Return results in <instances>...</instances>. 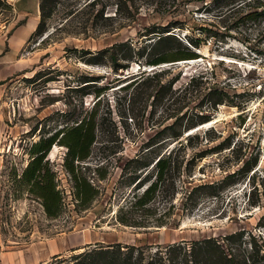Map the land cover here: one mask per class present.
<instances>
[{
    "label": "rangeland",
    "instance_id": "374dc122",
    "mask_svg": "<svg viewBox=\"0 0 264 264\" xmlns=\"http://www.w3.org/2000/svg\"><path fill=\"white\" fill-rule=\"evenodd\" d=\"M88 1L45 0L50 14L36 32L40 0H0V256L25 248L35 259L29 264H84L74 254L99 244L152 250L240 231L232 245L240 258L248 256L242 264L261 262L254 250L264 248V0H245L232 10L225 0H95L83 6ZM158 27L181 37L188 30L199 34L200 56L155 66L139 61L134 50L153 42L156 34L148 30ZM112 53L124 66L113 67ZM218 94L224 101L214 103ZM93 103L95 140L83 170L98 192L87 208H75L62 165L65 147L54 143L47 157L64 197L60 213L48 217L12 174L25 164L31 141L70 124ZM152 143L162 152L176 145L178 191L171 199L161 190L151 201L144 215L150 225L123 224L122 213L138 218L130 210L138 192L131 182L134 158ZM146 171L152 179L153 168ZM182 179L190 180L188 187L215 186L185 198ZM165 210V223L154 225Z\"/></svg>",
    "mask_w": 264,
    "mask_h": 264
},
{
    "label": "trees",
    "instance_id": "16d2710c",
    "mask_svg": "<svg viewBox=\"0 0 264 264\" xmlns=\"http://www.w3.org/2000/svg\"><path fill=\"white\" fill-rule=\"evenodd\" d=\"M94 1L89 0L83 6L92 4ZM165 1L159 0V3L166 4L167 2ZM245 2V0H225L224 5H230L229 9H235ZM83 6H78L75 10L78 11ZM39 9V19L34 29L36 32H40L43 29L45 18L50 14L51 7L46 6L45 0H40ZM200 29L208 31L207 35L215 36L216 34V31L204 26H200ZM148 31H154V34H156L153 42L140 45L134 50V56L139 61H143L144 64L155 66L162 62L194 60L200 56L196 50L202 38L194 31L190 33L189 30L184 32L182 34L183 37L166 27H158V29ZM110 57L114 61V68L124 66L121 62L116 61V55L113 53ZM156 75L157 72L154 71L152 76ZM86 77L83 79L85 83L82 85L88 84L86 81L89 79ZM222 101H224V98L220 94L214 99V103ZM94 103L91 108L82 110L83 113L73 118L70 124L62 126L50 135L40 134L36 140L31 141L28 147L29 155L25 164L19 172H13L12 174L14 180L18 182L21 191L24 190L29 195L39 199L43 211L48 217H56L60 213L64 197L56 182L55 171L47 157V152L52 144L58 143L65 147L62 165L72 182L71 195L75 202V208H87L98 192V188L83 170L87 167L84 166L86 164H83V161L88 157L92 143L95 140ZM179 134L180 132L173 131L171 135L174 138H178ZM178 141L180 142L179 139L176 142ZM155 145L153 143L147 144L145 149L134 158L137 163L131 182H135L138 192L133 194L130 210L134 213L139 212V214L136 213L138 215L137 218L132 216V214L122 213L118 216V220L123 224L133 226L150 225L145 224L150 223V221L144 215L149 209L151 201L161 190L165 191V195L171 199L178 191L176 180L182 177V160L173 155L176 145H173L167 152H162L160 146ZM149 153L152 154L148 157ZM149 166L153 168L152 179L147 178L145 175L148 170L144 172ZM98 167L95 166L94 169H98ZM189 176L188 174L187 177ZM186 181L190 180L182 179V184ZM203 186L212 188L215 184L213 182L198 183L191 187L184 184L181 188L182 190L184 189V197L190 198L197 188ZM209 193L216 194L214 190H210ZM196 203V200H194L191 207H195ZM167 212L165 210L160 213L155 220L157 224L154 225H163L165 222L161 216ZM240 237V231H232L223 234L219 238L215 235L192 239L183 238L163 245L157 244L152 250L147 245L124 244L117 241L87 248L74 254V258H84V264H242L246 262L248 256H241L240 258V254L235 250L236 247L232 245ZM254 254L261 261L257 262V264H264V248L262 252H259V249L255 247ZM254 261L255 258H253Z\"/></svg>",
    "mask_w": 264,
    "mask_h": 264
},
{
    "label": "crops",
    "instance_id": "0c3cea01",
    "mask_svg": "<svg viewBox=\"0 0 264 264\" xmlns=\"http://www.w3.org/2000/svg\"><path fill=\"white\" fill-rule=\"evenodd\" d=\"M24 249L25 248H22V252L18 254L4 252V254L0 256V260L6 261V264H29V262L33 263V261L35 260L34 257L29 253V251L24 252ZM35 254V258L37 260H40V247L36 248Z\"/></svg>",
    "mask_w": 264,
    "mask_h": 264
},
{
    "label": "bare ground",
    "instance_id": "6f19581e",
    "mask_svg": "<svg viewBox=\"0 0 264 264\" xmlns=\"http://www.w3.org/2000/svg\"><path fill=\"white\" fill-rule=\"evenodd\" d=\"M194 60H195V59H194ZM194 60H193V61H194ZM191 61H192V60H191Z\"/></svg>",
    "mask_w": 264,
    "mask_h": 264
},
{
    "label": "water",
    "instance_id": "95a60500",
    "mask_svg": "<svg viewBox=\"0 0 264 264\" xmlns=\"http://www.w3.org/2000/svg\"><path fill=\"white\" fill-rule=\"evenodd\" d=\"M196 51H198V50H196Z\"/></svg>",
    "mask_w": 264,
    "mask_h": 264
}]
</instances>
